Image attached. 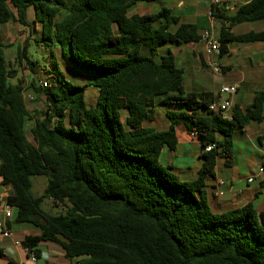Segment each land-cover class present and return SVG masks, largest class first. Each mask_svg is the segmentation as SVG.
<instances>
[{
    "label": "trees",
    "instance_id": "16d2710c",
    "mask_svg": "<svg viewBox=\"0 0 264 264\" xmlns=\"http://www.w3.org/2000/svg\"><path fill=\"white\" fill-rule=\"evenodd\" d=\"M156 1L0 0V28L27 25L33 10L34 25L42 27L35 41L50 56L58 48L98 90L88 106L86 86L47 71V88L32 83L45 112L34 118L29 137L24 88L12 81L17 71L0 40V179L13 190L8 206L15 210L7 227H35L39 235L25 237L24 248L39 257L40 244L52 243L73 264H264V205L217 214L205 194L218 162L230 166L234 160L236 131L264 122V90L254 93L246 110L234 105L231 121L209 110L213 93H186L184 69L169 47L200 43L201 28L181 23L167 8L131 13L139 3ZM218 18L220 57L231 44L264 43V31L234 32L264 21V0ZM28 46L18 47L17 57L37 75ZM168 105L179 110L166 113V130L145 126ZM181 127L197 134L201 149V167L189 181L161 163L165 149L176 150ZM46 200L64 211L47 212Z\"/></svg>",
    "mask_w": 264,
    "mask_h": 264
},
{
    "label": "crops",
    "instance_id": "0c3cea01",
    "mask_svg": "<svg viewBox=\"0 0 264 264\" xmlns=\"http://www.w3.org/2000/svg\"><path fill=\"white\" fill-rule=\"evenodd\" d=\"M220 1L221 5L219 8L214 7V10L217 11V16L213 19L209 17L213 7L210 0H157L156 2L160 3L161 8L170 9L172 15L178 17L181 23L199 25L201 28V35L204 31L211 30L213 36L217 39L219 34L217 35L216 29L218 28V30H220L223 25L218 16H233L238 5L249 2L250 0ZM137 5L133 8L132 13L135 11ZM245 25L246 24H243L235 28L241 29V27H245V29H247L246 32L264 31V21L250 24V27ZM184 45L186 47V52L191 55V61H193L195 57L196 69L198 71L197 75L191 76L193 77V80L198 79L196 81H200L201 77L199 76V72L203 70L202 68L205 69L207 67L210 69L209 63L212 61L219 63L222 67L226 68L225 70H227L224 76L225 83L223 85L238 84L240 89L242 85L247 84L253 89L252 91L254 93L264 90L259 89L264 88V74L261 73L262 71L264 72V43L253 45L231 44L228 46L229 53L217 59L207 57L205 46L202 41L197 44L187 43ZM177 49L182 51V45L176 48L175 52ZM174 56L177 59L176 53ZM226 56H237L236 58L238 62H245L247 57L246 63L241 66L238 65V68L241 67L242 71L240 75L236 76L233 74L238 68L236 69L230 61L222 62ZM192 73L195 72L192 71ZM188 77H190V74H188ZM237 97L238 95L234 98V105H239L242 110H246L253 101V98ZM241 133L247 135L248 142L239 140V143L242 145L240 149L244 151L246 146L245 143H248L249 147L255 150L257 154H262L264 156V122L260 124H250ZM177 136L178 146L176 150L171 151L165 149L161 157V163H163L165 167L172 168L173 172L178 175L182 181H189L196 177L202 164V161L200 160L201 163L199 165V155L201 153L200 143L197 139L191 137L184 128H179L177 130ZM194 145L197 146V149ZM194 159H197L198 162L194 163ZM242 162L245 167L247 162L243 159ZM192 164L197 167H191ZM233 166L234 160L230 166H224L223 161H219L215 177L207 181L205 194L210 207L213 206L214 211L217 214H222L235 208H242L248 203H253L256 209L260 210L264 205V174L258 177L253 184H247V179L251 176L257 175L259 168L262 166L258 169L251 170V175L246 180H236L233 178ZM219 179L226 182V187L224 188V196L218 198L215 196L214 192L216 189V182ZM12 195V188L2 185L0 179V223L4 220L5 210L8 208V198ZM11 213V218L6 220L7 225L13 221L15 210L12 209ZM9 230L12 233V238H5L2 234L3 231L0 229V264H33L28 251L22 245V241L28 236H38V229L31 225H13ZM15 241L20 242L21 246L16 245ZM39 250H41V254L38 257L36 264H73L65 257L63 250L57 245L52 243H41Z\"/></svg>",
    "mask_w": 264,
    "mask_h": 264
},
{
    "label": "rangeland",
    "instance_id": "374dc122",
    "mask_svg": "<svg viewBox=\"0 0 264 264\" xmlns=\"http://www.w3.org/2000/svg\"><path fill=\"white\" fill-rule=\"evenodd\" d=\"M11 8L13 12L16 13L15 9L13 7ZM160 8L161 5L160 3L157 2L139 3L135 11H133V13H138L141 15H150L159 11ZM62 18L63 16L61 14L57 17L58 20H61ZM34 20L35 19H34L33 10H30L27 17V25H22L18 22H11L6 25H3L0 28V40L6 46H8V48L6 49L7 60L13 65L14 69L17 71V78L13 79L12 81L14 83L21 81L22 86L24 88L25 103L28 110L31 113V117L33 118V119L31 118L26 123V130L29 137L31 135L30 131L35 124L34 118L41 117V114L45 112L44 101L40 99L41 97H39L37 92L32 88V83L34 82L38 86L40 81L42 82L47 81L48 80V76L46 74L47 71L50 70L54 74H56V70H59V72L63 74L66 77V79L71 83L80 86H86L85 100L88 106H93L96 103L98 96V90L89 84L91 78L86 72L76 69L72 65L67 64L64 61L61 51L58 48L56 47L52 48L54 52V56H50L49 55L50 49L46 48L42 43H38L35 41L40 39L42 33V27L40 24L34 25ZM245 26L250 27V24H246ZM216 30L218 35L220 30H218V28ZM246 30L247 29H245V27H241V29L235 28V33L237 34L244 33L246 32ZM256 32H260V31H256ZM26 44H29L26 50V55L31 61L36 63L35 69L37 70V73L39 75L38 74L36 75V72H32L29 69L26 60L23 61L22 65L19 62V59L17 57V48L24 47L26 46ZM245 45H253V44H245ZM178 47L179 46L170 45L169 48L174 54L176 53L177 66L184 69L185 92L186 93L209 92V93H213L215 97H218L219 93L221 92V88L225 86L223 84L225 83L224 76L227 70H225V72L222 73V75H218L216 73H213L212 70L207 67L205 69L202 68L203 70L199 72V76L201 77L200 81L197 82L196 80L198 79L193 80V77H191L197 75V71H198L196 69L197 66L195 64V57L194 60L191 61L192 60L191 55H189L186 52L185 45H182V49H181L182 51H180V49H177L175 52V49ZM219 57L220 56H215L214 58L217 59ZM236 57L226 56L224 57L222 62L230 61L231 64L234 65L235 68L237 69L238 65L241 66L247 61V57H246L245 62L244 61L238 62ZM192 71H194L195 73H192ZM241 72L242 71L240 67L235 72H233V74L238 76L241 74ZM261 73L264 74L263 71ZM188 74H190V77H188ZM259 89H264V88H259ZM252 90L253 89L250 86L244 84L239 89L238 92L239 94L237 95L239 98H254V92ZM178 110L179 107L176 105L159 107L156 110L155 119L151 123L147 122L145 126L153 127L156 130L164 131L168 128L169 125V121L166 117V113L169 111L176 112ZM234 140H235L234 166L232 167L233 178L236 180L238 179L246 180L251 175V170L258 169L260 166L264 165V156L262 154H257L255 150L249 147L248 143H245L246 146L244 151L240 149L242 145L239 143V140H242L243 142H248V138L245 133L243 134L239 130H237L234 136ZM242 159L247 162L246 163L247 165L245 167L243 165L244 163L242 162ZM194 161H195L194 163L198 162L197 159H194ZM200 163L201 161L199 160V165ZM194 166L195 165L192 164L191 167ZM44 182H42L41 180L37 181V194L40 196L42 195L43 192ZM51 202L52 201L46 200L43 205V208L47 212L53 215L55 214L57 215L64 211L62 206H57L56 204H53ZM211 209L212 211H214L213 206H211Z\"/></svg>",
    "mask_w": 264,
    "mask_h": 264
},
{
    "label": "built area",
    "instance_id": "2783aa9c",
    "mask_svg": "<svg viewBox=\"0 0 264 264\" xmlns=\"http://www.w3.org/2000/svg\"><path fill=\"white\" fill-rule=\"evenodd\" d=\"M213 7L211 9V12L209 14L210 18H215L217 16V11L214 10V7H218L221 5L220 0H210ZM202 43L205 46V52L208 58H214L215 56H220L221 55V44L219 41L213 36L211 30H206L202 34L201 38ZM210 69L212 70L213 73H216L218 75H222L224 73V68L217 62H212L210 61L209 63ZM39 86L42 88H47L49 86L48 81H40ZM239 90V85L238 84H233V85H226L221 88V92L219 97L213 101L210 106L209 110L211 112H214L215 114H218L220 117L223 119L232 120V111L234 108V98L237 96ZM196 133H192L191 137L197 138ZM214 146H209L208 148L205 149V152H210ZM1 164V161H0ZM262 174H264V166L260 167L258 170V174L255 176H251L250 178L247 179V184H253L258 177H260ZM226 187V182L222 179L217 180L216 182V189H215V196L216 197H222L225 194L224 188ZM12 208L8 206V208L5 210V217L4 220L0 223V229L3 231V236L5 238H12V233L10 232L9 228L7 227V219L11 218L12 216ZM16 245L21 246V243L18 241H15ZM28 251V249H26ZM30 259L33 264H36L38 261V257L34 254L29 252Z\"/></svg>",
    "mask_w": 264,
    "mask_h": 264
}]
</instances>
